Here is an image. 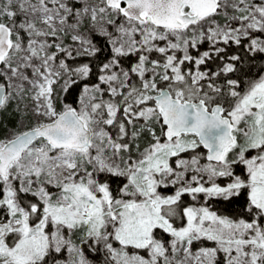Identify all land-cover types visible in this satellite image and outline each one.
<instances>
[{
    "label": "snow or ice",
    "instance_id": "snow-or-ice-1",
    "mask_svg": "<svg viewBox=\"0 0 264 264\" xmlns=\"http://www.w3.org/2000/svg\"><path fill=\"white\" fill-rule=\"evenodd\" d=\"M0 193V264H264V0H0Z\"/></svg>",
    "mask_w": 264,
    "mask_h": 264
},
{
    "label": "trees",
    "instance_id": "trees-1",
    "mask_svg": "<svg viewBox=\"0 0 264 264\" xmlns=\"http://www.w3.org/2000/svg\"><path fill=\"white\" fill-rule=\"evenodd\" d=\"M259 63V62H258ZM0 198H2V193H0Z\"/></svg>",
    "mask_w": 264,
    "mask_h": 264
}]
</instances>
